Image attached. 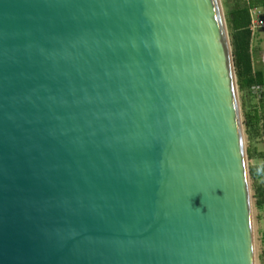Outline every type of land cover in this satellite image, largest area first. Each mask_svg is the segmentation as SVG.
Masks as SVG:
<instances>
[{
	"label": "water",
	"instance_id": "obj_1",
	"mask_svg": "<svg viewBox=\"0 0 264 264\" xmlns=\"http://www.w3.org/2000/svg\"><path fill=\"white\" fill-rule=\"evenodd\" d=\"M0 264H254L220 0H0Z\"/></svg>",
	"mask_w": 264,
	"mask_h": 264
},
{
	"label": "trees",
	"instance_id": "obj_2",
	"mask_svg": "<svg viewBox=\"0 0 264 264\" xmlns=\"http://www.w3.org/2000/svg\"><path fill=\"white\" fill-rule=\"evenodd\" d=\"M229 36L236 84L241 102L242 123L248 160L258 159L257 166L249 165V177L253 182L254 202L258 210L264 207V149L257 150L258 139L264 141V73L253 69L250 29V11L257 6L263 10L264 0H222ZM256 87L262 88L260 97L252 94ZM264 243V235L262 236ZM264 261V250L261 253Z\"/></svg>",
	"mask_w": 264,
	"mask_h": 264
},
{
	"label": "rangeland",
	"instance_id": "obj_3",
	"mask_svg": "<svg viewBox=\"0 0 264 264\" xmlns=\"http://www.w3.org/2000/svg\"><path fill=\"white\" fill-rule=\"evenodd\" d=\"M221 5L223 8L222 0ZM253 16L256 19V17L263 18V10L261 7L257 6L255 9H252ZM223 13H224V8H223ZM225 16V15H224ZM256 35H259L261 38L262 42V47L264 48V33L263 30L256 29L254 32V38H256ZM238 99H239V104H240V109H241V102L239 98V93H238ZM242 117V113H241ZM245 139V136H244ZM247 146V142L245 141V148ZM255 148L257 150H262L264 149V141L258 139L257 142L255 143ZM261 162L258 159L254 160H248L247 159V166H248V173H249V165L252 166H257V164H260ZM249 193H250V201H251V216H252V230H253V247H254V264H264V261L261 260V253L264 250V243H262V236L264 235V207L262 210H258L255 207V200L253 198L254 194V188H253V182L251 181L249 177Z\"/></svg>",
	"mask_w": 264,
	"mask_h": 264
},
{
	"label": "crops",
	"instance_id": "obj_4",
	"mask_svg": "<svg viewBox=\"0 0 264 264\" xmlns=\"http://www.w3.org/2000/svg\"><path fill=\"white\" fill-rule=\"evenodd\" d=\"M261 19L264 23V17H256V21ZM261 29L263 30L264 33V24L262 26H256V27H250L252 33H253V38H254V32L256 29ZM252 38V43H251V51H252V56H253V69L257 71H262L264 73V48L262 47V42L261 38L259 35H256V38Z\"/></svg>",
	"mask_w": 264,
	"mask_h": 264
},
{
	"label": "built area",
	"instance_id": "obj_5",
	"mask_svg": "<svg viewBox=\"0 0 264 264\" xmlns=\"http://www.w3.org/2000/svg\"><path fill=\"white\" fill-rule=\"evenodd\" d=\"M250 17H251V24H250V27L254 28L256 26H262L264 23L261 19H259L258 21H256V19L254 18L253 16V12L252 10L250 11ZM262 93V88L261 87H256L255 89L252 90V94L256 97H260Z\"/></svg>",
	"mask_w": 264,
	"mask_h": 264
}]
</instances>
